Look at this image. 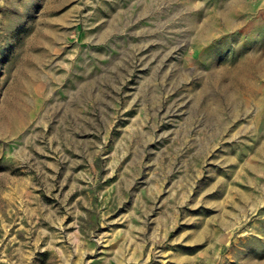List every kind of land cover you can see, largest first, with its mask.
Segmentation results:
<instances>
[{
    "label": "rangeland",
    "instance_id": "1",
    "mask_svg": "<svg viewBox=\"0 0 264 264\" xmlns=\"http://www.w3.org/2000/svg\"><path fill=\"white\" fill-rule=\"evenodd\" d=\"M263 58L264 0H0V264H264Z\"/></svg>",
    "mask_w": 264,
    "mask_h": 264
},
{
    "label": "bare ground",
    "instance_id": "2",
    "mask_svg": "<svg viewBox=\"0 0 264 264\" xmlns=\"http://www.w3.org/2000/svg\"><path fill=\"white\" fill-rule=\"evenodd\" d=\"M231 4H232V3H231ZM241 6H242V5H241ZM230 7H231V6H230ZM231 8H232V7H231ZM249 8H250V7H249ZM229 9H230V8H229ZM239 9H240V6H239ZM239 9H238V10H239ZM234 10H236V8H235ZM241 10H242V9H241ZM231 12H232V10H231ZM237 12H238V11H237ZM237 14H238V13H237ZM238 15H239V14H238ZM227 17H228V16H227ZM229 22H230V21H229ZM229 22H228V24H229ZM232 22H233V21H232ZM230 23H231V22H230ZM202 33H203V32H202ZM202 36H204V35L202 34ZM262 56H263V55H262ZM260 57H261V56H260ZM254 58H255V57H254ZM257 58H258V57H257ZM260 59H261V58H260ZM260 59H259V61H260ZM263 59H264V58H263ZM245 60H247V59H245ZM251 61H252V60H251ZM255 61H256V60H255ZM259 61H258V62H259ZM261 61H262V60H261ZM250 63H251V62H250ZM259 63H260V62H259ZM263 63H264V62H263ZM256 64H257V63H256ZM240 65H241V64H240ZM253 65H254V64H253ZM241 66H243V65H241ZM241 66H240V67H241ZM262 66H264V65H262ZM252 67H253V66H252ZM260 68H262V67H260ZM242 69H244V67H243ZM249 69H250V68H249ZM254 69H255V68H254ZM250 70H251V69H250ZM257 70H258V69H257ZM252 71H253V69H252ZM260 71H261V70H260ZM260 71H259V72H260ZM254 72H255V71H254ZM248 73H249V72H248ZM260 74H261V73H260ZM242 77H243V76H242ZM248 77H249V76H248ZM248 77H247V78H248ZM238 78H239V76H238ZM250 78H251V77H250ZM241 79H243V78H241ZM238 80H239V79H238ZM251 81H252V80H251ZM244 83H245V82H244ZM244 83H243V84H244ZM247 83H248V82H247ZM252 83H253V82H252ZM245 85H246V83H245Z\"/></svg>",
    "mask_w": 264,
    "mask_h": 264
}]
</instances>
